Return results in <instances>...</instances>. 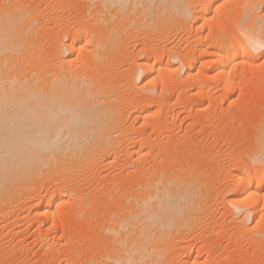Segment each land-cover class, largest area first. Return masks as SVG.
Segmentation results:
<instances>
[{"label": "bare ground", "instance_id": "bare-ground-1", "mask_svg": "<svg viewBox=\"0 0 264 264\" xmlns=\"http://www.w3.org/2000/svg\"><path fill=\"white\" fill-rule=\"evenodd\" d=\"M60 1L64 5L73 3L78 7L77 10L72 8L76 13L66 10L57 0H0V234L11 227L14 220L16 222L24 207L33 210L39 224L49 221L53 228L62 223V219L67 223L64 221L66 214L57 210L66 199L73 201L72 210L76 206L75 211L96 200L95 193L90 194L96 197L94 199L87 191L91 187L94 189L91 193L98 190L95 179L100 175L97 171L101 164L109 166L122 157H150L151 148L162 141L161 136H165L169 128L165 124L169 110L177 107L174 106L176 102L174 105L164 102L151 111L150 106L156 105L158 99L153 92L155 87L160 84L159 94L163 95L165 85L169 84L163 82L164 78L169 76L172 83L183 68L187 69L184 81H190L194 76L191 72L193 51L190 54L185 49L182 51L187 54L176 51L181 47L179 41L169 45L170 35L180 28L179 22L197 21L194 26L197 30L204 24L209 27V35L212 31L216 33L212 37L206 35L199 50L204 57L201 65L212 66L208 77L202 73L203 69L200 72L213 86L222 83L230 94L238 88L247 90L249 88H243L242 83L251 82L245 79L255 81V76H245L247 70L256 68L264 73L257 60L264 59V49L257 46L264 42V7H261L264 0H237L236 3L234 0ZM56 2L58 4H54ZM190 4L196 5L191 16L186 7ZM61 6L68 11L69 17ZM260 9L262 11L258 13ZM228 23L233 27L231 31L226 29ZM149 43L154 45V50L149 48L151 51H147ZM138 44L141 48L135 51ZM164 51H168L165 58ZM237 69H240L239 74ZM261 89L264 90V83ZM207 91V106L210 107L214 100L211 85ZM203 108L206 106L196 108L194 115H203ZM262 111L255 114L250 129L248 127L243 145L246 150H241L226 163L229 174L218 183L213 179L224 162L213 165L214 175L211 173V176L190 158L174 163L170 148H165L158 164L152 162V166L149 164L135 172L138 175H135L136 181L131 180L126 187L118 186L115 192L113 187H117L120 179L113 178L106 183L102 176L99 177L100 183H105V190L111 188V192H118V195L107 192L113 195L111 198L117 205L114 202L111 205L113 200L107 193V197L102 194L103 198L95 201V205L90 202L94 205L92 216L103 214L101 219L97 217L98 225V221L94 223L96 232L102 236L96 239L103 241L100 245L99 240H94L99 249L94 251V256H84L79 264H177L179 258L184 264H202L201 251H208L210 243L198 245L193 256L191 248L188 249L191 252L187 250L191 244L187 238L195 235L197 230L211 228L209 224L214 219L219 200L223 202V208L228 209L230 220H227L235 225L236 234L239 232L247 243L258 242L256 252L264 264V222H261V215H264V162L259 158L264 150ZM153 113L158 122H153L155 125L150 127L152 137L141 135L143 131L138 137L136 133L140 129L130 123L129 117L133 114L134 119L140 120V126H151ZM225 113L221 110L219 115H210L209 122L218 121ZM228 123L214 133L216 143L221 139L229 145L236 141L235 135L239 134L232 131ZM189 125L179 127L173 133L178 137L188 136ZM172 142L175 143L171 139ZM230 147L221 152L227 154ZM50 191L53 193L48 198L46 194ZM103 205L107 207L104 206V213L100 214L97 208ZM78 214L76 211V221L86 220V214L83 217V213ZM66 219L68 221L67 216ZM16 223L19 226V222ZM212 229L203 237L217 230ZM38 239L40 246L45 248L56 241L42 235ZM48 255L44 264H50L56 256L54 253ZM76 255L72 257L75 259ZM12 256L9 254L6 259ZM72 257L64 258L61 264H77Z\"/></svg>", "mask_w": 264, "mask_h": 264}, {"label": "rangeland", "instance_id": "rangeland-1", "mask_svg": "<svg viewBox=\"0 0 264 264\" xmlns=\"http://www.w3.org/2000/svg\"><path fill=\"white\" fill-rule=\"evenodd\" d=\"M69 1H71V0H69ZM194 1H196V0H194ZM236 1L237 0H234L235 3H236ZM54 2H55V0H54ZM57 2H60V3L62 2L61 4L63 5V7L65 6L64 8L66 10L69 9L68 11L71 12L72 14L76 13L74 11L77 10L78 7L76 8L73 5V3L69 4V2L65 0V2H68L67 3V5L69 6L68 7L67 5H64L63 1L57 0ZM57 2L54 3V4H58ZM63 7H62V10L67 15L68 11L66 12ZM261 7L262 8L264 7V2L262 3ZM72 8L75 9V10L72 11L73 10ZM261 11L262 10L260 9L257 12L261 13ZM71 13H69L70 17L72 16ZM73 20H74V18H73ZM198 22L200 23L199 20H198ZM182 23L183 22H179L178 24L182 25ZM195 23L197 24V21L196 22L192 21L189 24H184L183 23L184 25H187V27L184 26V25H182V26L178 25L180 28L177 29L176 32H174V34L172 33L170 35V37H169V43H170L169 45L170 46L173 45L171 43H175L176 41L180 42L181 47H179L180 48L179 50L176 49V51L180 52V51H182V49L183 50L185 49V51H187V53H189V54L193 51L194 62L192 61V64H193V69L192 70L194 72L196 70L198 71V72H195V74H194L193 71H191L193 73V75H194V76H192V77H194V79H191L192 78L191 77L190 81L188 79H187L188 81L187 80L184 81L183 79L185 78V73H186L187 69L183 68V70H181V72H179L180 75L178 74L176 76V78H173L172 83L170 81L172 78H169V76L166 77L167 74H163V76L165 75L164 77H166V78H164L163 82L166 81L165 84H167V82L169 83L167 85L164 84L165 87H166L165 88L166 90H165V93L163 95L160 96V94H159L160 90H161V88H160L161 85L160 84H158V86H156L154 91H153L154 95L158 96V99H157L156 105L152 104L150 106L151 107V111L156 109L157 105L160 104V103L163 104L164 102H166V103H170V104L172 103V105H174L173 102H176V104L174 106L175 107L177 106V107L173 108L172 110H169L170 114L171 113L172 114L171 115L169 114V116L167 117L168 118L167 121L164 120L166 126L167 127L169 126V128H168L169 132L167 130L166 133H165L166 135L165 136L164 135L161 136L162 141L159 142L157 145L156 144L153 145V148H151V155H150V157H146L147 159L146 158L145 159H143V158L142 159H137L135 156H131L130 157L131 159H129V158L128 159L127 158L124 159L122 157V159H120L119 161H117L115 163L110 164L109 166L107 164L106 165L105 164H101L99 166L101 168L98 167L99 171H97V172L100 173V175L98 174V176L99 177L102 176L101 177L102 181L105 180L106 183H107L108 182L107 180H110V179H113V178H116V179L118 178V180L120 179L118 181L117 187L115 185L113 187V189L114 188L115 189L114 190L112 189L114 192L118 188V186H120V187L121 186L122 187L125 186L126 187L127 185L130 184L131 180L134 181L135 177L138 176L137 175L138 171H140L144 167L149 166V164L152 166L154 162L156 164H158V160L161 158L162 153L165 152V148H167V149L170 148V152L172 153V161H174V163L176 161L179 162L183 158L184 159H186V158L189 159L190 158V159L195 161V164L198 163V165L203 166V168L208 172L207 174H209L211 176L214 173V170L212 171V168L214 167L213 165L221 164V162L222 163L224 162L223 165L224 164L225 165L223 167H221L220 171L217 172L218 175H216L214 179L212 178L214 181L216 180L217 183L221 179H224L225 175L227 176L229 174V170H228V167H227L226 163L228 161H230L231 159L235 158L238 154H240L241 150L242 151L246 150L243 145L245 143L244 141L246 140L245 138H246V135L248 133V130L250 129V125L252 124V122L254 121V119L256 117L255 114L256 113L258 114V112H261L262 110H263L262 112H264V104H263L264 90L261 89V85L264 83V82H261V81H264V73L261 72V71L260 72L257 71L256 68L248 69L247 73L244 71L246 73L245 76L248 77V78H251L252 76H255L254 77L255 81L252 80L254 83H252V81H249V79L248 80L245 79L246 82H251V83L250 84L242 83L243 85L240 84V85L243 86V88H249L247 90L243 89V91L245 90L244 91L245 93L243 91H241L242 88L241 89L238 88L237 90H235V92H233L234 94L233 93L230 94L229 91L227 92V90H225L226 88L224 87V85L222 83H219L220 85H214L213 86L211 84L212 82H209L210 80H207L208 78L204 77V75H206V74H207L206 75L207 77L209 76L208 74L211 73V70H212L211 67L212 66H210V65H201V61L204 59V57L202 56L201 51H199V50H201L200 49L201 46L206 41V35L210 34V33L208 34L209 27L207 25L203 24L204 27H201L202 29H198L197 30V28L194 27L196 25ZM225 24H227V22ZM226 26H227L226 29L227 30L229 29V31H231V29H233L232 25H230V24H229V26L228 25H226ZM178 35H179V37H178ZM197 35L200 38L195 39V37H198ZM214 35H216V33L214 34V31H212L211 35H209V36L212 37ZM173 36H175V37H173ZM171 38H172V40H171ZM188 40L190 42L192 41V44H190V42L188 43ZM184 43H186L187 45L184 44ZM185 45H186V47H185ZM137 46L138 47L134 48L135 51H136V48L137 49L141 48L140 44H138ZM148 46L149 47H147V49H148L147 51H151L150 50L151 48H152V50H154V47H153L154 45L153 44L150 45V43H149ZM167 48H170V47H168V45H167ZM185 51H182V52L184 53ZM164 52L165 53H163L164 54L163 57L165 58L166 57L165 54L168 51H164ZM195 56H196L197 59L195 58ZM257 60H258V63H260V64H262L264 62L263 58H258ZM156 67L158 68V65ZM261 68H264V67L261 66ZM201 69H203V70H201ZM200 70L202 71V73L204 75L200 72ZM236 72H237V74H239L240 73V69H237ZM262 73H263V75H262ZM199 76H200V78L197 80V78ZM259 78H261V81L259 80ZM244 84L249 85V86L252 85V84L253 85L250 86V87L249 86L248 87H246V86L244 87ZM210 85H211V88L213 90V95H212L213 97L212 98H214V100L212 99L213 102L211 103V105L209 107V106H207L208 105L207 104L208 103V98H209L208 95H207L209 92L207 90L210 88ZM213 88H215V89H213ZM203 94H205V95H203ZM245 94H246V96H245ZM227 95H229V96L227 97ZM228 99L230 101L232 99H236V100H235V102L230 103ZM152 106L154 108H152ZM205 106H206V108H203L205 110L203 115H200V114L194 115L195 111H196L195 110L196 108H201V107H205ZM221 110H222L223 113L226 112L224 115L222 114V116L220 117L221 119H219L218 121H215V122H209L210 121V117L213 116L214 114L215 115H217V114L219 115L221 113ZM133 114H131V116L129 117V121H130V123H134L140 129L139 131L137 130V132H138V133H136L137 136L139 137L140 133L143 131L141 133V135H144V136H149L150 135V137H152L151 136L152 135L151 134L152 129H150V127L152 128L158 122V120L156 118V113H153V115L151 116V117H153L155 115V117H154L155 120H154V118L150 117L151 118V120H150V125L151 126H148V125L140 126V124H141L140 120L134 119L135 118V116H134L135 114L134 115ZM153 122L154 123L156 122V123L154 124ZM189 122H191L190 125H189ZM225 122L226 123L229 122L228 124L232 128V131H235V132H237V134H239V135H235L236 136V141L232 142L231 145H229L228 143L226 144L227 141H224L223 139H221L218 143H216L217 141H216V138L214 137V135H215L214 133H216L220 129L221 126L226 124ZM187 125H189L191 130H192V131L190 130V133L188 134V136L190 135L191 137L195 138V140L193 139L194 141L188 136H183V137L179 136L178 137V136H176L173 133L179 127L184 128ZM142 127H144V128H142ZM199 127L201 129L197 133V130H198ZM233 127H234V129H233ZM248 127H249V129H248ZM237 129H238V131H237ZM169 133H170V135H169ZM171 133H173V134H171ZM137 136H135V139L138 138ZM167 137H169V139ZM174 138H176V139H174ZM171 139L175 142L174 144H173V142L171 143ZM189 139H190V142H189ZM187 141L189 142V144H188ZM133 145L136 146L137 144L134 143ZM169 145H170V147H169ZM130 146H131V142H130ZM228 146L229 147L231 146L229 148V151L227 152V154L226 153L223 154L221 152V150L225 149ZM161 149H162V152H161ZM123 161L125 162V166H124V162ZM160 164H162V163H160ZM163 166H166V163ZM204 169H202V171ZM135 172H137V173H135ZM117 173H119V175ZM110 174H111V176H110ZM99 177H98V179L97 178L95 179V183H97L96 180H98V184H97L98 186L96 187L98 190L95 189L97 191L91 193L94 190L91 187L90 188L91 191H90V189L87 191L89 195L95 193L94 195L97 196L98 201H97V198L95 196L94 197L91 196V195L90 196L93 197L94 199L96 198V200H95L96 202H99V200H101L103 198V196L107 197V194L110 195L109 193H113L115 195H118L117 191H116L117 194L114 193V192H111L112 191V190H110L111 188L110 189L106 188V190H105L103 188V187H105V183H100ZM101 178H100V180H101ZM123 182H125V184ZM93 187L95 188V184H94ZM107 192H109V193H107ZM52 193H53V191L52 192L50 191V193L48 192L47 193L48 195L46 194V196H48V198H49L50 196H52ZM88 194H87V197H88ZM102 194H104V195L102 196ZM221 195L222 194H220V196ZM111 196L113 197V195L111 194L109 198H111ZM220 196H219V199H220ZM99 197H101V198H99ZM88 198H87V200H89ZM65 199H66V197L64 198V200ZM111 200H113V201H110L111 205H112L113 202H114L113 204L117 205V203H116L117 201L115 202L114 199H112V198H111ZM36 201L37 200H35V202ZM65 201L69 202V203L64 202V204L61 205L57 211L59 213L66 214V216L68 218V221H67L66 216H65L64 221L66 220L65 222H67V223H63V219H62V223L60 222L61 223L60 224L58 222L59 224H56L55 226H53V228L50 227L51 226L50 225L51 222L49 223V221H47V222L44 221V222H41L40 224L37 223L38 221L35 220L36 219V214L33 212V210L28 209L27 207H24L22 209L23 211H21L23 213V214L21 213L23 218L20 217L21 214L19 213L17 215L18 219H16V222H19L18 224H19L20 227L17 225V223L14 220V222H12L13 227H12V224H11L10 225L11 227L5 228L2 231V233L0 234V242H1L0 245L3 242V244H2L3 248H1V246H0V248H1L0 249V264H4V262H5V264H42V263L44 264L45 259L47 260V255L51 254V253L52 254L54 253L57 256V257L55 256L52 259L53 260V261H51L52 264H61V263L64 262V258H66L68 256L72 257V256H74V254L75 255L77 254V255L75 256V259L73 257H72V259L75 260L74 263L78 262L77 264H79L80 263L79 261L82 262V259L84 260L85 257L87 258L90 255L94 256L95 255L94 251L95 250L97 251V249H99L98 246L94 245V240H97V241L99 240L100 241L99 244L103 241L102 238L96 239V238H99V237H102V236H100L99 233L96 232L95 227H94L95 226L94 223H96V221H98L97 224H96V225H98V223L100 221H99V219L97 217H99L101 219V217L103 215L101 213H104L105 207H107V206L103 205V207H100V209L97 208L100 211L99 213L101 214L100 215L101 217L98 216V215L97 216H92L91 215L92 214L91 207L93 208V206L96 203L94 200H93V203H92V201L89 200L92 204H94L93 206H92V204L89 201L88 202L90 204L86 202L87 204L84 207L82 205L84 212L82 211V207H81V209L79 207H77L76 211H77V214L79 213L78 215H81L82 213H83L82 217L87 215L85 217L86 220H83V222L79 223L78 221H76V217H77L76 216V211H75L76 206L73 207V210H72V206H74L73 201L72 200L69 201L67 199ZM219 201H218V203L216 205V206L219 207V209L217 207V211H215L214 217H213L214 218L213 221L214 220L215 221H214V223H213V221H211V223H210L211 225L209 224V227H211V228H208V226H207V230L208 231H209V229H212V228L214 230L217 228V230L212 232L213 235L212 234L210 236L208 235L209 237L208 236L203 237L204 235L208 234L209 232L207 230L203 231L201 229H199V230H201V232H198V230H197L195 235H193V236L190 235L191 239H190L189 236H187V237H189L187 239L189 241L191 240V244L188 245L187 250L191 248L192 252H191V250H188V251L191 252V254L194 256L195 253L197 252L196 247L198 245H200V244H205L207 242V243H210L209 244L210 247L208 248L210 251L209 250H208L209 252L206 251V250L205 251H201V253H202L201 255L202 256L200 257V261H202V264H204V263L205 264H207V263L209 264V262H211V261H212L211 262L212 264H228V263L229 264H233V263L234 264H262V257L256 252L257 249H258V242L254 241V242H251V243H247V242L244 241V238L242 237V235L239 232H238V234L241 235L240 237H239L238 234H236L237 233V232H235L236 231V229H235L236 227L233 224V222L229 221L230 219L228 218L229 217L228 214H227L228 213V209L227 210H226V208L224 209L223 208L224 205L222 206L223 202L220 201L221 203H219ZM110 202H109V204H110ZM89 205H91V206H89ZM80 210L82 212L81 214L79 212ZM85 211H86V213H85ZM73 217L75 218V220L72 219ZM87 217H90V218L87 219ZM222 217H223V219H222ZM91 218H93V219H91ZM23 219H25V220H23ZM227 219H229V220H227ZM215 222H217V223L215 224ZM15 223H16V226L14 225ZM212 224H214L213 227H212ZM232 225H234V226H232ZM14 228H16V229L14 230ZM19 229H20V231H19ZM218 229H219V231H218ZM16 230H18L19 232L17 234H13ZM73 232H74V234H73ZM95 232L97 234L94 235ZM203 233H205V234H203ZM62 234H64V237H63ZM41 235L42 236H48L50 239H52V237H53L56 241L50 243V245L52 244L50 247L46 246V248H45V246H40V242H38V240H39L38 237H40ZM75 236L78 238V240L75 239L76 238ZM236 237H238V238H236ZM58 239H59V242L57 241ZM65 239H66V241H65ZM70 239H72V241H70ZM74 240H75V242H74ZM97 244L98 243H96V245ZM214 246L217 247V250H216V247H214ZM256 246H257V248H256ZM75 249H78V250H75ZM253 250H254V252L256 254L253 252ZM71 252H73L72 256H70ZM90 252H91V254H90ZM247 252L250 253V254H248ZM246 253L248 255H246ZM9 254L13 255V256L10 257V259L9 258L6 259V256H8ZM256 255H257V257H256ZM3 256H5V257H3ZM178 258H179V256H177V259ZM7 262H9V263H7ZM178 262L179 263H177V264H180V262H181V264H184L183 261L181 260V258H179Z\"/></svg>", "mask_w": 264, "mask_h": 264}, {"label": "snow or ice", "instance_id": "snow-or-ice-1", "mask_svg": "<svg viewBox=\"0 0 264 264\" xmlns=\"http://www.w3.org/2000/svg\"><path fill=\"white\" fill-rule=\"evenodd\" d=\"M186 7H187V10H188L187 14L189 16H191L192 15V9H194L196 7V5L190 4V5H187ZM257 46L259 48L264 49V42L258 44ZM261 66L264 67V63H262ZM259 158L261 159L262 162H264V150H262V152L260 153V157ZM261 222H264V215H261Z\"/></svg>", "mask_w": 264, "mask_h": 264}]
</instances>
